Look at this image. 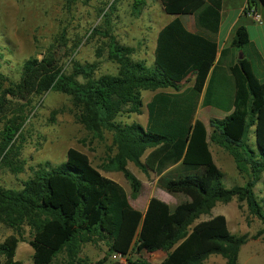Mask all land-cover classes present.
<instances>
[{"label":"trees","instance_id":"16d2710c","mask_svg":"<svg viewBox=\"0 0 264 264\" xmlns=\"http://www.w3.org/2000/svg\"><path fill=\"white\" fill-rule=\"evenodd\" d=\"M160 1L164 12L174 17L157 33L150 66L134 60L132 48L119 44L114 36L109 37L108 49L117 71L99 77L93 75V64L74 62L70 69L64 68L52 46L41 58L23 61L19 79L3 91L0 105L5 93L27 100L48 90L69 95L77 108V120L86 129L99 138L104 131L112 132L117 151L109 161L123 172L132 196L138 194L141 182L125 167L126 160L156 175L176 165L172 169L175 177H162L159 183L169 191L185 193L190 200L171 209L165 201L151 197L140 211L130 204L120 184L102 175L85 153L69 147L63 163L34 171L20 188L0 185V221L15 232L0 242V264H24L15 257L23 223L33 229L29 243L34 264H51L62 251L73 262L81 244L95 235L108 240L110 253L127 255L129 262L133 252L164 251L159 264H202L211 254L221 255L226 264H238L248 234L231 233L223 215L194 223L217 201L232 198L239 206L245 203L248 214L263 224L251 237L264 232V199L253 189L264 172V81L255 74L260 54L246 27L238 25L230 45L216 59L221 0ZM252 2L264 8V0ZM180 14L193 16L195 32L185 28ZM237 50L242 57L236 59ZM226 56L236 62L227 63ZM224 73L232 79L233 110L222 119L209 120L219 132L210 135L195 112L200 97L203 105H213L220 97ZM81 74L83 82L77 78ZM188 76H193L192 86L181 89ZM157 88L171 91H161L146 103L145 126L118 119L140 113L141 91ZM250 126L257 151L247 143ZM20 128L15 120L3 128L0 163ZM210 140L232 153L237 170L247 176L243 185L224 186L223 173L212 159ZM107 260L105 254L95 264ZM130 263L149 264L139 259Z\"/></svg>","mask_w":264,"mask_h":264},{"label":"rangeland","instance_id":"374dc122","mask_svg":"<svg viewBox=\"0 0 264 264\" xmlns=\"http://www.w3.org/2000/svg\"><path fill=\"white\" fill-rule=\"evenodd\" d=\"M170 18L159 0H0V98L11 82L19 79L24 60L41 58L52 46L64 68L70 69L74 62L93 64V75L99 77L117 71V63L109 56L108 49L109 37L114 36L119 44L132 48L134 60L150 66L154 36ZM77 78L85 81L83 74ZM152 91H141L140 113L123 114L118 119L144 123V103ZM14 120L21 123V128L7 146L9 150L11 146L10 152L0 163V185L4 187L18 189L34 171L63 163L69 147L87 151L93 165L105 173L113 165L109 160L117 149L112 132L104 131L103 138H98L86 129L77 120V108L67 94L48 90L27 100L5 93L4 103L0 105V144L3 128ZM247 143L257 151L252 126L247 132ZM215 164L218 165L216 161ZM149 177L153 180L155 174L150 172ZM222 181L226 187L245 183L234 175L223 176ZM142 194L145 196L146 192ZM241 206L239 213L247 214L245 234L249 238L239 250L238 264H264V232L256 238L251 237L263 224L248 214L245 203ZM236 218L230 225L239 229L241 216ZM12 233L14 230L0 221V242ZM32 233L30 225L23 223L20 226L16 258L24 264H34L29 243ZM107 248L108 240L95 235L81 244L75 261L70 262L62 251L51 264H92L103 252L108 255V262L115 264ZM164 254L159 251L154 257L144 256L143 259L133 252L129 259L159 264ZM202 264L226 262L221 255L211 254Z\"/></svg>","mask_w":264,"mask_h":264},{"label":"crops","instance_id":"0c3cea01","mask_svg":"<svg viewBox=\"0 0 264 264\" xmlns=\"http://www.w3.org/2000/svg\"><path fill=\"white\" fill-rule=\"evenodd\" d=\"M160 3H161V1H160ZM249 5L255 7L256 11L258 12V14L260 15V17L262 19L261 23L256 22L254 20L253 16L248 13ZM161 6L163 9L162 3H161ZM173 17L174 16L171 15V18L167 22L163 23L161 25V27L157 30V32L154 36V47H155L156 36H157L158 31L166 23H168ZM178 17L180 18V20L182 21V23L186 29H188L189 31H192V32L196 31V27H195L194 19H193L192 15L180 14V15H178ZM224 24H225V27L223 28ZM238 25H243L246 27L250 41L254 44L258 53L260 54L261 61H258L256 66H255V69H256L255 74L258 77V79H260L261 81H264V8L258 2H252L250 4L249 0H221L219 28H218V32L216 34V43H217L216 59L218 58L220 51L223 48H226L230 45V43L233 39V36H234L235 28ZM154 47H153V52H154ZM153 52H152V54H153ZM235 54H236V59L242 57L241 50H237ZM236 59L232 58V56H226L227 63H231V61H232V65L236 62ZM228 75H229V78H227L228 76L226 73L222 74V78L224 79V85L221 88L220 97L218 99H216V101L213 103V105H203L202 104V97H200V100H199L197 108H196L195 118L201 120L205 124L207 131L210 135L214 132L216 135H219V132L213 130V128L208 123L209 120L211 118L222 119V118L226 117L227 115H229L233 110L234 91H233V84H232L231 75L230 74H228ZM192 84H193V76H188L187 81L181 84V89L192 86ZM161 91H171V89H169V88H157V89L152 91V93L149 95V98L144 103L145 120H144V123H140L143 126H145L146 122H147L146 103L148 101H150V99L154 95H156L157 93H159ZM102 138H103V135H102ZM216 146H218V147H216ZM209 149H210L214 163L216 161V163L218 164V165H216V164L215 165L223 173L224 178L226 175L228 178H229V176L234 175L235 177L237 176L243 182L246 181V179H247L246 174L240 173L237 170L234 157H233L232 153L229 151V149H227L226 147H224V146L220 145L219 143L212 141V140L209 141ZM80 151L85 153L88 156L91 164L93 165V163L91 161V156L88 154V152L85 150H80ZM109 167H110L109 168L110 171L107 173L103 172L102 170L98 169L97 167L96 168L99 170V172L102 175H104V176L116 181L118 184H120L123 187L125 193L127 194V197H128L130 204L134 208H136L140 211H144L146 209L148 201L151 197H156L160 200L165 201L170 206L171 209H173L178 204L185 203V202H188L190 200L189 196L186 195L185 193L177 192V191H169L159 183V181L162 177H166V176L167 177H175V174L172 173V169H174L176 167V165H172V166L168 167L166 170H164L161 174L156 175L154 172H152L150 170H143L142 168L137 166L132 161H127L125 163V167L141 182L140 190L136 196H132L131 186H129L128 193H127V191H126L127 185H130V183H128V181L124 177L123 172L115 169L114 165H111ZM221 168H223L224 171H222ZM170 170H171V173H170ZM150 172L155 174V178L153 180H151V177H149ZM225 172H228L229 174H226ZM226 188H230V187H226ZM253 189H254L255 194L258 193V195L257 194L256 195L259 198L264 199V172L262 173L260 180L255 184ZM142 192H146V195L144 196L142 194ZM215 215H223L225 217L227 227L231 233L239 234L238 233L239 231H240V233L246 232L245 231V225H247V223L245 221V217L247 214L241 215L239 213L238 201L235 198H232L227 202L217 201L215 203V205L210 209V212L206 215L201 214L195 223H197L199 221L207 220V219H209ZM236 216H239V217L241 216V222L239 224L240 225L239 229H237L235 227H231V225H230V221L232 219L236 218ZM236 219L238 220V218H236ZM17 247H18V244H17ZM16 250H17V248H16ZM107 250H108V248H107ZM157 254H159V251L154 252V253H149V252L144 251V252H140L139 256H141L142 258L144 256L154 257ZM103 255H105L104 252H103ZM164 256H165V254H164ZM164 256H163V258H164ZM15 257H16V255H15ZM108 259H109V257H108ZM95 261L92 264H95ZM108 261L109 260H107L105 264H110ZM113 262L115 264H119L116 261H113Z\"/></svg>","mask_w":264,"mask_h":264},{"label":"built area","instance_id":"2783aa9c","mask_svg":"<svg viewBox=\"0 0 264 264\" xmlns=\"http://www.w3.org/2000/svg\"><path fill=\"white\" fill-rule=\"evenodd\" d=\"M248 9H249L248 13L253 16L254 20L258 23H261L262 19L260 15L258 14V12L256 11L255 7L250 6ZM110 258L113 261L118 262L119 264H132L129 262L127 255H122L118 252L111 253Z\"/></svg>","mask_w":264,"mask_h":264}]
</instances>
